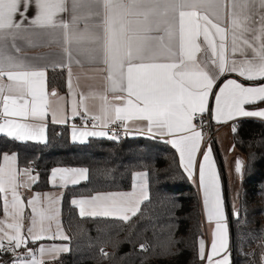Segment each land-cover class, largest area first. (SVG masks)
I'll return each instance as SVG.
<instances>
[{
  "label": "snow or ice",
  "instance_id": "snow-or-ice-1",
  "mask_svg": "<svg viewBox=\"0 0 264 264\" xmlns=\"http://www.w3.org/2000/svg\"><path fill=\"white\" fill-rule=\"evenodd\" d=\"M69 2L73 15L66 21L59 14L69 11ZM29 5H34L37 10L34 17L27 16ZM257 10L258 29L253 26ZM18 15L20 19H17ZM90 18H95L91 26ZM225 18L230 20L231 58L226 55L225 43L229 28L217 22ZM25 20L29 21L27 26ZM81 23L83 27L79 26ZM35 29L45 31L37 33ZM35 35H45L49 37V43L62 48L58 58L67 63L54 61L53 64L60 68L67 66L69 77L71 64L81 63L79 57L105 66L103 92L80 93L79 101L73 92L71 110L74 117L80 108L88 112L86 101L91 98L99 100V114L92 115L91 119L103 128L122 122L127 133V122L146 121V129L142 131L174 137L167 142L179 151L184 170L190 176L202 140L193 120L197 113L207 110L218 77L231 72L249 81H264V0H0V101L4 117H17L23 121L5 120L0 124V133L17 140L45 139V126L40 122L46 119L49 110L45 93L46 67L35 66L12 54L21 51L17 40L32 45L34 42L30 37ZM201 36L203 45L198 43ZM209 50L210 60L207 59ZM201 52L204 53L202 57L198 55ZM237 53H240L239 60ZM5 77L10 83L4 84ZM256 102H264V86L248 87L236 80H228L215 98V119L220 122L236 116L264 118V110H245L244 105ZM53 120H57L55 114ZM58 122L63 123L64 119ZM87 136L119 139L106 131L79 133L81 139ZM76 138L74 131L73 139ZM2 159L0 193L5 194L2 210L7 219L0 220V251L10 249L15 252L22 246L27 248L29 241L68 240L58 221L59 211L52 207L53 201L49 198L47 210L37 207L41 202L39 194L27 202L32 216L25 235V202L18 189L28 187L36 178L24 169L25 180L19 179L21 173L15 155H4ZM241 169L242 163L238 161L236 171L241 172ZM86 172V169H56L52 180L55 183L59 176L65 184L69 180L75 184ZM146 176L147 173H137V190L133 193L96 195L73 203L79 206L81 216L113 217L127 222L149 198ZM199 179L208 221L216 222L207 264H229L227 257L213 260L226 250L228 238L226 225L222 223L225 215L221 186L210 147L203 156ZM85 205L91 209L87 213ZM53 221H56L57 230L50 234ZM140 247L144 249V245ZM27 251L28 256H17L14 264H44L42 258ZM68 251L67 246L39 248L41 257L45 253L55 255ZM101 251L104 256L108 255L103 249ZM199 257L205 259L202 239Z\"/></svg>",
  "mask_w": 264,
  "mask_h": 264
},
{
  "label": "trees",
  "instance_id": "trees-1",
  "mask_svg": "<svg viewBox=\"0 0 264 264\" xmlns=\"http://www.w3.org/2000/svg\"><path fill=\"white\" fill-rule=\"evenodd\" d=\"M65 80V72H50L49 83L61 91ZM46 135L43 143L0 135V164L4 154H16L19 168H30L38 177L34 191L51 189L49 179L55 168L87 170L85 183L68 186L63 193L62 224L70 250L44 264H203L199 242L206 230L198 189L170 143L148 136L73 142L68 126L53 124ZM232 136L245 170L238 216L229 217L231 264H264V123L241 121ZM139 172L147 173L149 198L127 222L83 217L72 202L105 191H130ZM14 260L0 253V264H14Z\"/></svg>",
  "mask_w": 264,
  "mask_h": 264
},
{
  "label": "crops",
  "instance_id": "crops-1",
  "mask_svg": "<svg viewBox=\"0 0 264 264\" xmlns=\"http://www.w3.org/2000/svg\"><path fill=\"white\" fill-rule=\"evenodd\" d=\"M69 11L60 13L59 16L62 17L66 21H70L72 19V11H71V3L69 2ZM36 8L34 5H29L27 9V16L28 17H34L36 15ZM17 19H20L19 15L17 16ZM95 18H90L89 19V24L90 26L92 25V20ZM253 19L255 20V24L253 25L254 27L259 26V10L255 13ZM218 23H221L222 26L229 28V32L227 33V39H226V47H227V52L226 55L231 58V31H230V20L225 18L220 21H217ZM251 22V21H250ZM29 23L28 20H25V26H27ZM80 27H83V23L79 25ZM37 33H42L45 30L41 29H35L34 30ZM248 35H251V33H248ZM30 39L34 42L32 45L26 44L24 41L17 40V44L21 47V51L19 53H16L15 51L12 52L13 55L19 56L21 58H24L27 62L32 63L35 66L38 67H46V78H45V93L49 102V110H48V115L46 119L40 123H43L45 126V139L43 141H36V140H17L13 137H9L6 133H0V135H5L8 136L9 138L18 141V142H24V143H43L45 142L47 138V128L49 125H57V126H64L67 127L70 125L72 120H75L78 118L80 115L86 114L88 116H92L94 114H99V100L91 99L89 98L86 103H87V108L88 112L85 113L83 108H80L79 114L76 115L75 117L72 115V110H71V105H72V100H73V92H75L76 99L79 101L80 99V93H83L84 95H89L90 93H101L104 91L106 87V80H105V66L102 63L99 62H89L87 61L84 57H79L81 60L80 64H77L73 62L71 64V77H69V68L67 66L60 68V67H55L53 62H62V63H67L66 61L59 60V55L62 54V48L55 44V43H49V37L45 35H35L30 37ZM217 42H219V37H216ZM198 43H201L203 45V37L201 36L198 39ZM206 47V45H204ZM199 56H203L204 53L201 52L198 54ZM211 54L209 50V54L207 59H211ZM236 58L239 60L240 59V53L236 54ZM210 67H214V65L210 64ZM52 71H61L65 72L66 74V88L64 91H61L60 87L58 85H51L49 83V76L50 72ZM69 80H71V87H69ZM228 80H236L238 83H242L244 86L248 87H257V86H264V82H259L262 80H246L243 77L237 75L236 73H231V72H225L223 75H220L218 79L216 80L215 87L212 89V94L209 96L208 103H207V110L203 113H197V114H203L207 118L210 119L211 127L212 130L216 132V138L215 140L211 143L210 148H211V153H212V159L214 162L215 169L218 173L219 181H220V186H221V195H222V200H223V208H224V215L225 219L222 221L223 224L227 225V216L226 214L232 212L231 208V200H230V195H231V190H232V185L230 180L232 181H238V185L236 186V193H240V186L242 184V180L244 179V170H245V160L242 157V155L238 152L234 141H233V136L232 134L234 131L237 129L235 128V124H238L241 121L244 120H252V121H259L264 123V118L260 117H255V116H236L232 119H229L227 121H220L218 122L215 119L216 116V103H215V98L216 96L219 95V89L223 87V85L228 81ZM10 83L7 81V78H4V84ZM52 93H55V95H52ZM5 95H7V92H5ZM109 97L111 98V94H109ZM115 103L119 104L121 103L120 101H114ZM245 110L247 111H259V110H264V103L261 102H256L252 104H246L244 105ZM0 110L3 111L2 108V101H0ZM53 114H55L57 120L54 122L53 120ZM61 118L64 119V122H58ZM7 119H13L18 122H23L20 120V118L17 117H4L2 121H0V124L4 123L5 120ZM31 122V121H29ZM146 121H141V120H134L131 122H127V127H128V136H148V137H154V138H159L164 141H170L174 137H169V136H159V135H154L153 133H148L146 131H142V129H146ZM194 124V123H193ZM112 125V124H111ZM73 131L76 133V140L75 142H85L91 136H87L84 138L79 137V133L81 131H106V128H101L98 130H91V129H83V128H76V127H70V134L71 137L73 136ZM103 137V136H100ZM107 137V136H104ZM72 139V138H71ZM170 143V142H168ZM171 144V143H170ZM172 145V144H171ZM203 136L202 140L200 143L199 150L196 154V160H195V166L192 170V175H189L190 179L193 181V183L196 185L200 197V202H201V207H202V213L203 217H205L206 221V236L202 239L205 242V260H203V264H207V257L210 255V246L213 243L215 236V220L209 222L207 218V209L204 204V193H203V188L200 184V179H199V173H200V167L203 164V156L207 153V148L204 153L203 151ZM173 147V146H172ZM175 148V147H174ZM176 149V148H175ZM177 150V149H176ZM216 150V152L214 151ZM179 157L180 153L177 150ZM4 155H15L16 156V163H17V169L21 173L19 179L20 180H25V177L22 175V172L24 169H28L33 177L36 179L34 182H30L28 187H20L18 189V192L22 199L25 202V208H24V233L27 235V229L30 226L31 223V206L28 205V201L33 199L37 194L40 195L41 197V202L37 205L38 208H43L47 210L48 205H49V198L53 201L52 207L53 209H58L59 215H58V221L62 227V230L65 235L68 236L67 232L63 228L62 224V198H63V193L65 188L68 186H75L79 185L82 183H85L88 180V175L86 172L85 177L79 178V182L73 184L71 180H69L66 184L59 179V176H57L55 183H53L52 180V173L56 169H65V168H55L50 176V185L51 189L45 191V192H37L33 190L34 184L37 182L38 177L37 175L30 169V168H23L20 169L18 166V157L16 154H4ZM181 160V158H180ZM242 163V169L241 172L236 171V166L237 162ZM3 159L0 165H2ZM182 163V161H181ZM183 165V163H182ZM67 169H79V168H67ZM139 173H145V172H139ZM136 175L134 176V181L135 184L133 188L130 191L126 192H103V193H96L91 197H86V198H76L73 199V201H79V200H88L93 198L96 195H107V194H112V193H133L137 190V184L138 181L136 180ZM146 191L149 196V187H148V180L146 176ZM3 196L5 194L1 193ZM9 199H11V194H7ZM2 196V199H3ZM72 201V202H73ZM146 201V200H145ZM143 201L142 204L145 202ZM74 204V203H73ZM140 205V208L142 206ZM77 206V209H79V206L77 204H74ZM86 208V213L90 211V207L88 205H85ZM80 213V209H79ZM83 217H92L90 215L85 214ZM96 217H103V216H96ZM108 218H113V217H108ZM6 217L3 213L2 217L0 220H5ZM118 219V218H116ZM229 220V217H228ZM47 226V222H46ZM227 229V228H226ZM56 221H53L51 224V233L54 234L56 232ZM69 237V236H68ZM69 239L68 240H61V239H44L36 242H31L27 244V248L21 247L20 253L23 254L25 257L28 256V251L31 250L33 253H35L37 258H42L43 262H53L54 260L58 259L60 256H62L65 253L68 252H62L59 254L51 255L48 253L43 254L41 257V254L39 252L40 247H44L45 249H48L52 247L53 245L56 246H67L70 250V244H69ZM40 242L37 247H34L33 244ZM229 240L227 244L226 250L221 252L218 256L213 257V260L221 259L223 257H227L229 259V264H231V259H230V253H229ZM1 253V251H0ZM20 254V255H21ZM230 256V257H229ZM16 259V258H15Z\"/></svg>",
  "mask_w": 264,
  "mask_h": 264
},
{
  "label": "built area",
  "instance_id": "built-area-1",
  "mask_svg": "<svg viewBox=\"0 0 264 264\" xmlns=\"http://www.w3.org/2000/svg\"><path fill=\"white\" fill-rule=\"evenodd\" d=\"M4 118L3 111L0 110V121ZM193 123L195 125V128L197 131H200L203 136V152L206 151L208 147H210L211 143L216 138V132L212 130L210 119L204 116L203 114H196ZM95 125V127H93ZM70 127H76V128H83V129H91V130H98L101 129L102 126L98 121H94L91 119L90 116L83 114L80 115L75 120H72ZM235 128H238V124H235ZM106 132L109 133V135H115L119 138L125 139L128 137V133L125 132V125L122 122H117L112 125H110L108 128H106ZM3 254L8 255L11 258H16L19 256L20 250H16L13 252L12 250L7 251H1Z\"/></svg>",
  "mask_w": 264,
  "mask_h": 264
},
{
  "label": "rangeland",
  "instance_id": "rangeland-1",
  "mask_svg": "<svg viewBox=\"0 0 264 264\" xmlns=\"http://www.w3.org/2000/svg\"><path fill=\"white\" fill-rule=\"evenodd\" d=\"M3 120V119H2ZM1 120V121H2ZM74 132V131H73ZM92 137H100V136H91V138ZM72 139V141L73 142H75V141H77L76 139H73V136L71 137ZM89 141V139L87 140V141H85V142H81V143H86V142H88ZM215 152H216V150H214ZM230 182H231V187H232V190H231V195H230V200H231V208H232V212H230V213H228V214H226V216H227V225H226V228H227V238H228V240H229V243H230V227H229V220H228V217H231V215H233L234 217H237L238 216V213H239V209H238V206H239V196H240V193L238 192V193H236V186L238 185V181L236 180V181H232V180H230ZM241 189V186H240V188H239V190ZM204 223H205V228H206V221H205V217H204ZM204 228V229H205ZM205 230H207V229H205ZM230 256H232L231 254H230ZM229 256V257H230ZM230 259H232V257H230ZM205 260V259H204Z\"/></svg>",
  "mask_w": 264,
  "mask_h": 264
}]
</instances>
